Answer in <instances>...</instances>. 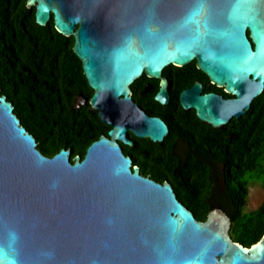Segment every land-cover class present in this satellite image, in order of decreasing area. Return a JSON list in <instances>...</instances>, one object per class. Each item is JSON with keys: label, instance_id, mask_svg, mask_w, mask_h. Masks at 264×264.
<instances>
[{"label": "water", "instance_id": "95a60500", "mask_svg": "<svg viewBox=\"0 0 264 264\" xmlns=\"http://www.w3.org/2000/svg\"><path fill=\"white\" fill-rule=\"evenodd\" d=\"M203 3V8L197 7ZM36 19L51 18L74 36L92 109L111 125L87 148L45 154L0 86V264H264V235L246 246L230 235L231 217L205 220L169 180L133 166L119 141L162 142L169 127L132 98L143 73L161 80L155 99L170 100L163 69L195 60L233 98L184 89V108L219 128L240 118L264 91V0H28ZM147 83L141 95L149 92ZM85 101L87 99L85 98Z\"/></svg>", "mask_w": 264, "mask_h": 264}, {"label": "trees", "instance_id": "16d2710c", "mask_svg": "<svg viewBox=\"0 0 264 264\" xmlns=\"http://www.w3.org/2000/svg\"><path fill=\"white\" fill-rule=\"evenodd\" d=\"M74 43V36L58 31L53 18L46 25L39 24L36 8L29 7L28 0H0L2 93L13 102L22 124L36 136L38 147L48 155L73 143L78 146V153L83 154L90 141L98 136V124H102L97 111L91 110L88 103L81 108L74 105L76 95L84 94L88 98L94 90ZM189 67L197 68L195 60L184 66L170 64L163 73ZM182 87L174 91V108L181 109L184 122H190L191 115L202 122L196 140L201 150L179 153L170 140L167 145L143 139L142 147L151 151L130 154L133 166H140L141 173L159 181L169 180L179 199L200 220H205L213 208L223 209L231 217L232 238L246 246L252 245L264 235V199L257 208L246 209L249 176L255 171L264 174L261 164L264 91L254 98L244 115L216 128L180 104ZM158 89L157 83L153 92ZM152 102L158 107L165 106L154 97ZM147 111L158 113L167 121L173 118L171 112L163 114L149 107Z\"/></svg>", "mask_w": 264, "mask_h": 264}, {"label": "flooded vegetation", "instance_id": "af4514ba", "mask_svg": "<svg viewBox=\"0 0 264 264\" xmlns=\"http://www.w3.org/2000/svg\"><path fill=\"white\" fill-rule=\"evenodd\" d=\"M198 69H199L198 67L197 68L189 67V68L183 69L182 71H177V68H173L172 70H167L166 73H163L164 76H166L169 80L170 100L167 104H163L165 106H162V107L155 106L154 103L152 102V98L153 97L155 98L156 93H154L153 91L157 83L159 84V88H160V82H161L160 79L149 77L148 75L143 73L140 77L134 80V82L132 83L133 84L132 87L130 85L131 90H132V93H131L132 98L138 104V106H140L143 110H145L149 115L160 116L166 121L169 127V131H168V134L164 137V140L162 142L168 145L169 144L168 141L170 140L173 143L174 150L179 153H189L193 151L197 152L201 150L202 147L196 142V140L200 136L199 131H200L202 122H199L192 115L190 117L191 118L190 122L186 123L182 120L180 116L181 109L179 107L174 108L175 106L174 104L176 102V99L174 97V91L176 90V88H178V86H183L182 88H180V93H179L180 104H181V101H180L181 92L184 89L193 86L196 82H200L202 84V87H203L202 93L214 92L218 95H221L224 99L233 98L235 96L234 94L227 92L225 87L219 86L216 83H214L204 71H202L201 69L199 70ZM147 83H151L152 88L149 92L141 95V92L144 90ZM90 97L86 98L84 94H81V95L78 94L76 95L75 100H74V105L76 108H81L88 103L89 108L93 111H97L102 121V124H98L99 126L95 125L99 128L100 131L98 130L99 132L98 136L92 139L90 143L88 144V146L93 141L99 139L102 135L108 136V132L111 129V125L102 120L99 114V111L91 108L90 102H89ZM85 98L87 99V101H85ZM148 107L155 112H161L163 114H167V112H171L173 113V118L167 121L162 115L158 113H149L147 111ZM187 110L191 112L195 111L196 113V110L193 107ZM236 119L237 117L233 116L229 122H233ZM127 136L129 139L133 141V145L119 141L121 147L123 148L126 154L130 155V154H135L139 152H150L151 151L148 147L147 148L142 147L143 139L145 140L150 139L149 137H138L130 129L127 130ZM88 146L86 147V150L83 154L78 153L77 151L78 146L75 143H73V145H69L67 147H62V148L71 149V157H74L75 155H80L81 157H84Z\"/></svg>", "mask_w": 264, "mask_h": 264}, {"label": "rangeland", "instance_id": "374dc122", "mask_svg": "<svg viewBox=\"0 0 264 264\" xmlns=\"http://www.w3.org/2000/svg\"><path fill=\"white\" fill-rule=\"evenodd\" d=\"M46 147L48 146L46 145ZM261 164L264 167V157L261 160ZM248 181L249 194L246 209L250 210L257 208L264 199V174L262 175L255 171L249 176Z\"/></svg>", "mask_w": 264, "mask_h": 264}, {"label": "snow or ice", "instance_id": "6c2138e0", "mask_svg": "<svg viewBox=\"0 0 264 264\" xmlns=\"http://www.w3.org/2000/svg\"><path fill=\"white\" fill-rule=\"evenodd\" d=\"M197 7L203 8V3H202V2L199 3V4L197 5Z\"/></svg>", "mask_w": 264, "mask_h": 264}]
</instances>
